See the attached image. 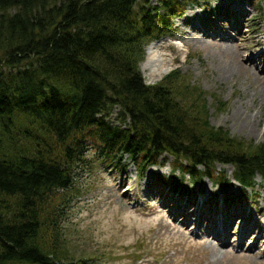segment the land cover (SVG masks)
Wrapping results in <instances>:
<instances>
[{
  "label": "trees",
  "instance_id": "1",
  "mask_svg": "<svg viewBox=\"0 0 264 264\" xmlns=\"http://www.w3.org/2000/svg\"><path fill=\"white\" fill-rule=\"evenodd\" d=\"M187 2L0 0V264H88L62 252V224L90 147L121 169L128 156L141 176L171 156L154 181L177 196L204 176L228 185L218 164L244 190L257 175L264 185V144L210 126L187 75L145 82L147 44L172 34Z\"/></svg>",
  "mask_w": 264,
  "mask_h": 264
},
{
  "label": "rangeland",
  "instance_id": "2",
  "mask_svg": "<svg viewBox=\"0 0 264 264\" xmlns=\"http://www.w3.org/2000/svg\"><path fill=\"white\" fill-rule=\"evenodd\" d=\"M158 1L150 0V5L156 6ZM223 4L222 13L210 12ZM172 25V34L146 46L140 65L145 82L152 85L166 75L153 80L143 67L148 48L155 42H164L161 51L173 59L170 70L180 69L182 75L205 92L208 124L223 127L230 136L264 144V80L258 77V70L245 65L251 54L264 50V44L257 46L255 41L257 37L263 39L258 31L264 29V0H189L183 15L174 18ZM201 33L205 34L201 40L191 38L200 37ZM221 36L230 38L229 44L221 42ZM176 43L185 44L183 50ZM231 64L237 67L225 75L222 70ZM216 98L222 101L221 106L216 105ZM117 112L116 107L112 108L111 122ZM97 156L94 147L87 148L76 172L63 210L62 252L90 259L88 264H264V244L250 250L260 230L243 237L242 240L255 233L244 241L243 249L235 247L244 221L248 219L252 221L249 225H256L255 220L264 215V185L259 175L254 178L255 185L244 190L234 182L232 166L218 164L215 173L223 169L228 185L204 176L200 183L193 184L196 197H176L178 193L171 195L163 183L157 185L154 181L157 173L169 176L171 156L165 154V164L148 167L142 176L128 156L122 160V169ZM175 174L180 175L177 171ZM182 181L183 185H191L186 174ZM224 197L228 202L223 201ZM203 204L204 211L207 206L209 212L213 208L225 209L231 219L233 212L240 214L234 217L232 236L221 246L192 234L197 222H187L190 226L186 229L183 220L177 219L179 212L198 206L200 211ZM247 213L252 215L247 217Z\"/></svg>",
  "mask_w": 264,
  "mask_h": 264
},
{
  "label": "bare ground",
  "instance_id": "3",
  "mask_svg": "<svg viewBox=\"0 0 264 264\" xmlns=\"http://www.w3.org/2000/svg\"><path fill=\"white\" fill-rule=\"evenodd\" d=\"M237 10H241V8L238 7ZM188 22L189 21H187L185 23H188ZM196 27H198V26H196ZM258 32H260L259 35L263 37V39L261 37L259 39H258V37L255 38L256 45L260 46L262 43L264 44V29L262 31L259 30ZM203 36H205V34L201 33L200 37L197 36V38H196L194 35H191V38L193 40L199 41V40H201V38ZM221 37H222L221 38V42L222 41L226 42L224 44H229V42L231 41L230 38H228L226 36H221ZM176 44H177L179 49L184 48V45H185V44L183 45V44H180V43H176ZM163 47H165L164 42H155V44L153 43V45H151L148 48V50H147L146 62H145L143 67H144V69L146 71H148V73H149L148 75L153 80H157V79L163 77L165 74H167L169 72V70L172 67V60L173 59L170 58L167 54H164L161 51ZM258 61H260L262 63L263 67H261L260 62H259V64H257ZM245 65H246L247 68H251V69H254L256 71L258 70V75H259L258 77H260L262 80H264V50L259 52V53H257V54H255V55L251 54L246 59ZM257 65H260L261 68H259ZM236 67H237L236 64H231L230 66L225 67L222 70V72L224 71L225 75L227 73H232L233 69H235ZM234 182L239 185V183H237L235 180H234ZM239 186L241 187V185H239ZM196 195L197 194L194 193L193 197H196ZM181 203H185V202L182 201ZM185 204H187V203H185ZM204 204L202 205L200 211H199V208L192 207V208H188L186 211H183L182 213L179 212V216H177V219L178 220H180V219L183 220L182 221L183 227L185 226L186 229H189V226H190L189 224H187V222L191 223V224L193 222H197V227L194 230H192V234H196L198 236H201L203 240H214V242L215 241L218 242L220 244V246H221V245H223L222 243H225L227 241V238H229L233 234L232 233L233 232V229H232L233 228V224L232 223H233L234 219H230V221L228 222L229 225H226V226H223L222 224L217 225V224L209 223L211 214H207V213L204 212V210H203L204 209ZM247 214H248L247 217L252 215L250 213H247ZM193 216H195V217H193ZM263 217H264V215H262L261 219L259 218V221L255 220L256 223H257L256 225H249V223L247 221H244V225L242 226V228H243L242 231H245V232L253 231L254 227L257 230L261 231L259 236H257V238H255V240L252 242V245H251V248H250V250H252V251L257 249L259 243L264 244V223H263L264 222V218ZM193 219L195 221H192ZM223 219H224V217L222 215V221H223ZM205 223H208L207 227H205ZM203 228L205 229L204 233H203V230H202ZM253 236H255V233H252V235H250L248 237L251 238ZM246 239L242 240V238H241V241L237 245L238 249H243V246H244L243 243H244V241Z\"/></svg>",
  "mask_w": 264,
  "mask_h": 264
}]
</instances>
